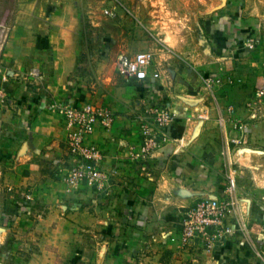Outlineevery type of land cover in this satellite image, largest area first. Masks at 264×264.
<instances>
[{"label": "crops", "instance_id": "crops-1", "mask_svg": "<svg viewBox=\"0 0 264 264\" xmlns=\"http://www.w3.org/2000/svg\"><path fill=\"white\" fill-rule=\"evenodd\" d=\"M25 6L36 7L28 20ZM14 9L13 21L0 22V71L9 77L0 80V245L8 237L4 211L11 191L18 204L24 197L32 200L37 227L44 226L48 235L74 231L73 226L108 233L110 240L100 245V264H264V98L249 102L238 97L236 86L245 82L241 69L233 65L228 74L234 84L209 99L192 91V70L166 83L158 68L160 92L172 98L181 121L168 127L172 135L149 157L137 158L145 98L139 100L138 91L121 82L118 66L119 81L111 83L97 69L91 72L93 80L88 76L87 85L80 84L84 78L77 73L79 53L75 34L67 28L70 22L58 18L60 11L37 17V0H17ZM227 10L235 12L232 19L220 16L210 35L223 38L233 57H242L246 50L234 46L253 33L238 31V25H264V0H229ZM31 71L34 83L25 79ZM255 73L261 83V71ZM73 99L101 103L114 114L112 127H97L90 138L102 153L108 194L87 184L72 193L64 190L62 179L74 161L65 149L55 104ZM229 176L252 224L249 231H258L259 262L238 233L213 257L199 247H179L181 212L200 198L219 197ZM31 209L16 212L14 225Z\"/></svg>", "mask_w": 264, "mask_h": 264}, {"label": "rangeland", "instance_id": "rangeland-1", "mask_svg": "<svg viewBox=\"0 0 264 264\" xmlns=\"http://www.w3.org/2000/svg\"><path fill=\"white\" fill-rule=\"evenodd\" d=\"M15 1L17 2L0 0L1 23L13 21ZM228 3L229 0H37L35 14L37 17L45 18L52 16L53 11H60L58 18L70 22L67 28L75 34L73 42L79 53L77 73L84 78V81L80 79V84L87 85L88 76L93 80L91 72L97 69H100L111 83L113 78L119 81L118 55L131 59L136 53L148 51L153 55L154 66L161 70V78L166 83L173 81L177 75L180 77L184 70L190 69L193 76L188 81L191 82L192 91L195 94L202 91L211 99L216 92L225 91L228 88L226 85L234 84L236 79L228 74V70L236 66V69H241L239 73H242L245 79L244 86L239 87V84L236 86L238 97L243 95L251 100L249 102L261 100L264 96L257 99L256 92L264 88V37L260 36L261 31L264 33V25H238V31L246 30V33H253L252 36L237 41L234 46L246 50L248 54H243L242 57H233L231 55L233 51H225L227 45L223 38L214 40L210 35L211 26L216 25V19L227 14L232 19L235 14L225 11ZM35 10L36 7L25 6L23 14H26L27 20ZM252 28L254 31H249ZM223 70L228 72L224 73ZM256 71H261V83L258 82L260 77ZM31 72L25 75V79L34 83L35 74L34 71ZM211 75L220 79V83L215 84L218 85L216 87L213 85L212 89H207L204 80ZM0 77V80L4 81L9 78L1 71ZM159 80L155 82L157 86L154 87L151 84L126 83L121 80L124 85L138 91L139 100L145 98V102H148L142 106V115L150 101L152 104L168 106L172 110L170 102L172 98L160 92ZM181 80L184 79L180 78L179 81ZM31 86L34 87V84ZM176 86L172 88L176 89ZM249 105L248 108H251V103ZM140 124L141 121L139 127ZM64 145L69 157L73 159L65 142ZM73 161L67 172L75 165L76 162L74 159ZM106 175L107 179L100 187L87 185L96 193L108 194L111 187H107L110 179L107 173ZM64 190L66 193H72V189L69 191L66 189L65 183ZM7 194H10L11 199L5 202L4 219L9 232L8 237L0 245V264H100V245L103 244V240H110L108 233L97 231L96 228L85 231L73 226L74 231L68 230L66 233L63 229H58L53 235H48L42 230L44 226L37 227V214L31 209L32 200L24 197L18 204L13 201L11 191ZM26 208L31 209V212L22 213L21 220L17 222L19 224L15 226L16 219L11 217ZM249 220L248 225L252 230ZM256 222L254 221L255 224ZM251 230L246 242L253 261L259 262L261 251L256 244V239H259L258 231ZM179 247L181 248L180 245Z\"/></svg>", "mask_w": 264, "mask_h": 264}, {"label": "built area", "instance_id": "built-area-1", "mask_svg": "<svg viewBox=\"0 0 264 264\" xmlns=\"http://www.w3.org/2000/svg\"><path fill=\"white\" fill-rule=\"evenodd\" d=\"M122 57L118 56L119 73L125 82L152 85L160 79L150 52L141 51L131 59ZM219 83L215 75L205 80L207 89ZM262 96L264 88L256 92L257 99ZM55 108L64 125L66 147L76 162L63 179L66 189L69 191L79 184L100 187L107 175L100 168L102 153L90 138L97 127L104 130L112 127L113 112L101 103L76 99L59 101ZM140 118L137 158H147L169 139L166 129L179 118L168 106L159 104L148 105ZM179 221L177 240L181 248L199 247L211 257L226 247L233 234L249 238L248 222L233 176L228 177L226 189L219 197L200 198L181 212Z\"/></svg>", "mask_w": 264, "mask_h": 264}, {"label": "trees", "instance_id": "trees-1", "mask_svg": "<svg viewBox=\"0 0 264 264\" xmlns=\"http://www.w3.org/2000/svg\"><path fill=\"white\" fill-rule=\"evenodd\" d=\"M167 129H168V127H167ZM168 131V130H167ZM181 131V130H180ZM169 134V136H171L172 134L171 133H168Z\"/></svg>", "mask_w": 264, "mask_h": 264}]
</instances>
